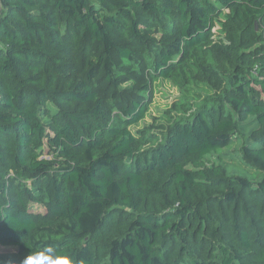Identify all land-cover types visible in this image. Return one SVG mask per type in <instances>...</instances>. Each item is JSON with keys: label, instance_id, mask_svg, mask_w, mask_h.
<instances>
[{"label": "trees", "instance_id": "trees-1", "mask_svg": "<svg viewBox=\"0 0 264 264\" xmlns=\"http://www.w3.org/2000/svg\"><path fill=\"white\" fill-rule=\"evenodd\" d=\"M48 10L99 49L75 89L19 68L36 59L50 72L42 35L63 51ZM135 72L143 86L124 93ZM158 79L220 95L160 139L134 133ZM0 136L13 144L10 165L0 147V264L48 247L76 264H264V0H0ZM234 139L259 182L208 163ZM119 208L130 221L113 215L98 260L85 240Z\"/></svg>", "mask_w": 264, "mask_h": 264}, {"label": "rangeland", "instance_id": "rangeland-1", "mask_svg": "<svg viewBox=\"0 0 264 264\" xmlns=\"http://www.w3.org/2000/svg\"><path fill=\"white\" fill-rule=\"evenodd\" d=\"M55 25L52 28L55 32L54 41L63 47V51L55 52L48 45L47 35H42L44 42L43 51L49 53L54 66L50 72L46 71L44 63L36 59L19 60V68L26 78L32 79L33 85L41 86L47 84L51 89L71 90L77 88L82 81H87V72L90 68V62H96L99 49L92 40H84L81 38L75 28L70 23L60 22L54 12L51 10ZM22 23L21 20L18 19ZM147 37L160 39L163 36L162 31L157 24L150 23ZM144 30H148L143 26ZM157 29V30H156ZM221 24L219 23L216 31L221 33ZM255 47H259L256 44ZM255 49V48H253ZM252 49V50H253ZM140 77V78H138ZM144 75L140 72H135L132 76L123 78L119 84V89L124 93L136 92L138 88L143 86ZM150 92L146 96V104L148 112L144 121L132 128L134 133L147 131L150 135L162 138L166 130L162 126H169L179 119H184L190 115L196 108L202 106L205 101L216 99L220 95V90L212 89L210 93H199L192 88L189 93H184L171 80L158 79L149 81ZM100 84L96 85V89ZM139 92H137L138 94ZM75 105H70L69 108H74ZM83 106L82 108H87ZM186 109L189 112H186ZM244 141L234 139L233 143L226 149L215 152L207 157L210 165H220L224 167L226 173L230 177H245L253 183L259 182L263 177L255 171L247 168L243 162L241 155V146ZM0 147L5 155L7 165H10L13 156V144L11 140L0 136ZM5 168V167H4ZM43 208L36 206L35 211L42 212ZM128 211L125 209H114L110 217L106 220L104 227L96 234L86 238L85 242L92 247L93 254L98 260L107 261L109 253V244L115 237L117 229V219L113 218L114 214H119L124 223H128L130 218L127 216ZM0 250L5 251V248Z\"/></svg>", "mask_w": 264, "mask_h": 264}, {"label": "clouds", "instance_id": "clouds-1", "mask_svg": "<svg viewBox=\"0 0 264 264\" xmlns=\"http://www.w3.org/2000/svg\"><path fill=\"white\" fill-rule=\"evenodd\" d=\"M21 264H76V262L69 254L58 253L54 248L48 247L25 257Z\"/></svg>", "mask_w": 264, "mask_h": 264}, {"label": "built area", "instance_id": "built-area-1", "mask_svg": "<svg viewBox=\"0 0 264 264\" xmlns=\"http://www.w3.org/2000/svg\"><path fill=\"white\" fill-rule=\"evenodd\" d=\"M254 75H256V73H254Z\"/></svg>", "mask_w": 264, "mask_h": 264}]
</instances>
